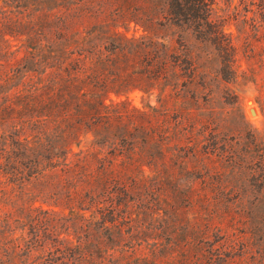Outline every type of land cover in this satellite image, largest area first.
Masks as SVG:
<instances>
[{
    "label": "trees",
    "instance_id": "trees-1",
    "mask_svg": "<svg viewBox=\"0 0 264 264\" xmlns=\"http://www.w3.org/2000/svg\"><path fill=\"white\" fill-rule=\"evenodd\" d=\"M131 5V0H0V54H13L12 38L25 48L21 66L6 81L22 70L34 73V84L13 95L0 83V93L6 91L0 101V172L12 181L52 171L55 187L60 185L53 195L68 208L69 219L85 220L84 229L108 242H120L123 235L134 237L132 242L142 230H151L183 251L194 242L214 246L219 234L209 241L211 225L201 223L202 211L212 219L237 214L236 222L247 230L241 248L257 245L258 258L253 254L251 264H264V138L250 132L245 142V167L255 172L252 179L233 184L225 180L221 166H208L217 147L201 144L204 156H198L202 141L194 138V124L183 126L176 114L174 119L169 115L177 102L171 99L183 90L178 86H191L193 71L180 81L179 65L168 58L164 43L120 30L134 22L145 31ZM210 5V0H167L155 18L199 26L211 18ZM106 7H114L121 18L82 26L90 13ZM155 91L153 105L139 107L130 98ZM235 135L231 140L239 143L242 134ZM244 188L257 194L237 193ZM9 235H1L0 242L7 249L18 248ZM59 242L70 244L69 234ZM94 245L90 253L80 244L56 251L76 264H92L93 253L108 252L103 244ZM152 246L155 259L149 262L172 257L161 256L160 246ZM219 249L211 247L210 258L221 259L225 253ZM134 261L148 264L145 258Z\"/></svg>",
    "mask_w": 264,
    "mask_h": 264
},
{
    "label": "rangeland",
    "instance_id": "rangeland-1",
    "mask_svg": "<svg viewBox=\"0 0 264 264\" xmlns=\"http://www.w3.org/2000/svg\"><path fill=\"white\" fill-rule=\"evenodd\" d=\"M131 1L134 4V7L131 5L133 17L142 21L145 31L134 22L123 24L120 30L127 35H148L164 43L168 58L176 60L179 65L177 72L180 81L187 80L193 71L192 85L178 86L179 90H183L179 98L171 99L172 103L177 102L171 107L169 115L174 119L176 114V120H180L183 126L194 124V138H197V142L202 141L197 147L198 156H204L201 144L213 143V147H217L213 156H210L212 162L207 165L221 166L226 181L234 180L233 184H240L252 179L255 172L245 167L244 150L248 133L253 132L264 138V0H210L211 18L199 26L196 23L178 26L166 18H155L159 14V6H163L167 0ZM113 9L106 7L102 13H90L81 21L82 26L121 18L113 13ZM10 44V53L13 54L5 56L3 51L0 54V83L5 84L13 95L19 88L34 84V73L22 70L18 78L6 81L13 70L21 66L25 54V48L20 47L18 39L12 38ZM230 67L233 74L228 72ZM5 95L6 91L0 93V101ZM156 96L155 91L149 95L134 93L130 98L133 104L142 107L148 103L156 104ZM250 107L254 108V115L250 113ZM238 132L242 135L239 143H235L236 138L231 139ZM208 149L212 150V147ZM56 172L60 173L59 170ZM56 185L54 173L49 170L28 179L12 181L0 172V225L4 229V232L0 230V236L10 234L8 239H14L19 245L16 249H7L0 242V264H76L72 257L68 254L63 257L61 251L56 249L64 250L68 245L80 244L83 251L90 253L96 249L93 246L96 242L103 244L102 249L108 252L101 256L93 253L91 256L95 263L92 264H135L137 257L153 264L149 262L155 259L152 245L160 246L161 256H172L167 259L163 257L158 264H219V260L223 259L232 264H251L253 254V258H258L257 245H252L248 250L241 248V240L246 238L244 233L247 230L242 222H236L239 218L237 214L212 219L202 211L201 223L211 225L206 232L209 241H215L212 234H219L214 246L220 248L219 252L228 254V258L225 254L221 255V259L216 256L210 258L208 251L214 246L209 244L194 242L187 251H183L180 246H169L165 238L156 237L151 230H142L132 242L131 238L134 237L127 235H123L120 242L114 239L108 242L98 232L90 231L91 228L84 229L82 225L87 224L85 220L69 219L71 215L68 208L64 203L57 202L53 195L60 188V185ZM237 193L241 196L257 194L255 190L249 191L247 188ZM85 215L88 217L89 212ZM74 222L82 228L76 229L72 225ZM203 230L206 231L205 228ZM85 232L90 235H85ZM67 234L71 243H60L59 240ZM126 242L128 246L124 247Z\"/></svg>",
    "mask_w": 264,
    "mask_h": 264
},
{
    "label": "water",
    "instance_id": "water-1",
    "mask_svg": "<svg viewBox=\"0 0 264 264\" xmlns=\"http://www.w3.org/2000/svg\"><path fill=\"white\" fill-rule=\"evenodd\" d=\"M249 103H250V101H248ZM249 111H250V113L252 114V115H254V108L253 107H250L249 108Z\"/></svg>",
    "mask_w": 264,
    "mask_h": 264
},
{
    "label": "bare ground",
    "instance_id": "bare-ground-1",
    "mask_svg": "<svg viewBox=\"0 0 264 264\" xmlns=\"http://www.w3.org/2000/svg\"><path fill=\"white\" fill-rule=\"evenodd\" d=\"M250 106V105H249Z\"/></svg>",
    "mask_w": 264,
    "mask_h": 264
}]
</instances>
